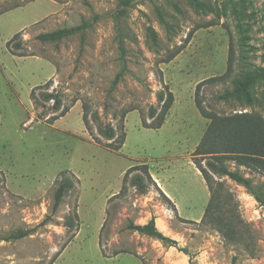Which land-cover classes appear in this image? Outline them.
Returning a JSON list of instances; mask_svg holds the SVG:
<instances>
[{"label":"rangeland","instance_id":"1","mask_svg":"<svg viewBox=\"0 0 264 264\" xmlns=\"http://www.w3.org/2000/svg\"><path fill=\"white\" fill-rule=\"evenodd\" d=\"M204 1L207 10L188 0H135L117 19L119 0H0V264H264V205L220 178L230 199L224 212L243 227L238 241L224 236L202 222L210 191L193 161L210 121L196 106L197 85L226 71L231 43L233 75L264 68V0ZM83 21L84 31L60 41L36 37ZM119 33L128 71L114 83ZM164 84L174 103L160 128L146 127L142 117L151 121ZM226 88L230 82L202 84L204 106L264 117V79L251 105L218 99ZM46 93L58 95L57 108ZM121 124L126 139L117 150L101 129L120 133ZM144 162L155 183L139 191L134 170L120 193L128 168ZM229 165L264 190L263 173ZM63 177L75 185L53 211ZM152 216L176 243L129 227ZM22 230L29 233L12 237Z\"/></svg>","mask_w":264,"mask_h":264},{"label":"trees","instance_id":"2","mask_svg":"<svg viewBox=\"0 0 264 264\" xmlns=\"http://www.w3.org/2000/svg\"><path fill=\"white\" fill-rule=\"evenodd\" d=\"M134 1L135 0H119L120 8L116 12L117 19L127 14L129 7L133 5ZM188 2L195 9H209L207 2L204 0H188ZM175 7L179 8L177 4H175ZM161 18L162 21L165 22L162 16ZM89 25V22L83 21L78 25L41 32L37 34L36 37L43 42L60 41L65 37L84 31ZM209 25L212 24H208V26ZM149 33L155 41L157 35L152 27H149ZM192 33L193 31L189 33L187 41L190 39ZM18 34L19 33L16 35ZM11 42L12 40H9L7 45L9 46ZM16 45L17 47H21L20 42ZM119 49L121 52L122 68L117 74L114 83L118 82L128 71L124 42L120 33ZM181 49L182 48H178L169 54L164 61H171L181 51ZM234 60L235 52L233 44L231 43L229 47L226 71L221 75L213 76L200 82L196 87V106L201 114L210 121L193 152V161L203 175L210 191V199L205 209L202 222L211 223L224 236L238 241L242 235L243 227L232 217L226 216L227 214L224 212L225 204L229 203L230 199L229 193L225 190L224 182L221 181L220 178L226 176L236 183L242 184L262 205H264V190L262 187L257 189V187L254 186L251 177L245 176L239 170L232 169L229 165V163L233 162L237 166H244L253 171L264 174V117L260 113L253 111H236L230 114H219L208 110L204 106L203 98L200 96V89L204 83L230 82L231 88H226L223 93L217 95L218 99H235L243 102L244 105H251L255 102V96L252 93V88L258 80L264 79V68L242 73L240 75H233ZM44 97L46 100L54 99L57 103V105L54 104L55 108H57L58 104H60V98L56 94L46 93ZM157 100V105L151 106L149 109L148 115L151 118V121L148 122L146 118L142 117V123L146 127L160 128L166 120V115L174 103V94L167 84H164L163 88L157 92ZM83 120L90 134H93L88 121V112L86 110L83 113ZM119 129L121 130L120 133H117L116 128L111 125L105 126L101 129L102 136L107 140H112L107 144L117 150L123 146L126 139V132L122 124ZM96 139L99 141L98 138ZM134 170H140V172H137L131 177L130 183L139 191L144 192L148 188L147 181L155 183L152 179L149 165L144 162L128 168L124 175V184L120 193L125 191L126 178L129 173ZM74 185L75 182L70 177H63L59 180L54 193L53 211L58 209L64 195L69 189L73 188ZM68 219H70V216ZM69 225L71 227L74 226V221H72ZM129 227L133 230L154 236L158 239L176 243L175 240H172L170 237L164 235L157 228L154 216H152L145 224L130 223ZM28 233L29 230H22L14 233L12 237L20 238Z\"/></svg>","mask_w":264,"mask_h":264}]
</instances>
